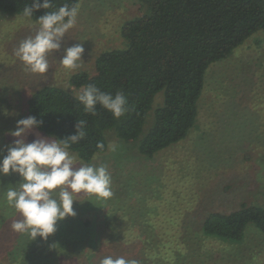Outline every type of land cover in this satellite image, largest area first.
<instances>
[{
	"label": "rangeland",
	"instance_id": "374dc122",
	"mask_svg": "<svg viewBox=\"0 0 264 264\" xmlns=\"http://www.w3.org/2000/svg\"><path fill=\"white\" fill-rule=\"evenodd\" d=\"M140 9L138 0H80L76 25L66 33L64 47L83 43L82 66L71 72L63 69L62 48L49 54V71L43 76L26 73L23 62L15 56L20 42L35 35L37 21L0 10V148L13 141L7 132L16 128L17 120L27 117V104L36 90L56 85L79 93L70 83L71 76L79 71L93 74L102 52L124 47L121 27L140 15ZM163 104L161 91L154 97L144 133ZM35 138L34 134L26 137L27 142ZM106 139V152L97 154L90 163L70 153L76 157L77 167L106 166L113 195L99 200L91 194H77L79 200L73 205L77 215L59 221L57 231L46 242L39 238L31 241L12 231V221L20 217L3 197L7 185L20 177L0 176V264H97L100 257L116 250L119 257L126 255L130 240H112L120 232L131 234L133 243L140 246L147 234H153L157 241L172 242L173 250L167 253L169 264H264V233L255 227H248L240 242L202 233L209 213H231L242 204L264 201L262 30L207 69L195 125L183 140L149 158L114 130L106 132ZM3 155L6 152H0V159ZM64 221L68 222L67 230L74 232L72 239L82 234L87 240L70 241L71 245L63 248L61 238L67 235L57 232ZM90 244H95L94 252Z\"/></svg>",
	"mask_w": 264,
	"mask_h": 264
},
{
	"label": "trees",
	"instance_id": "16d2710c",
	"mask_svg": "<svg viewBox=\"0 0 264 264\" xmlns=\"http://www.w3.org/2000/svg\"><path fill=\"white\" fill-rule=\"evenodd\" d=\"M79 1L52 0L53 9L64 3L79 5ZM138 3L140 15L125 21L121 27L125 46L102 52L96 58L93 74L79 71L71 76L70 83L79 93L45 85L29 98L27 117L42 120V127L37 129L55 139L75 134L78 120L86 121V137L70 149L81 162L90 163L97 154L106 152L108 130L135 144L137 152L149 158L183 140L195 125L207 69L227 58L258 31L264 32V0H138ZM30 4L31 0H0V10L22 15L25 5ZM53 9H41L31 19L37 21L45 11ZM89 84L113 95L122 92L127 97L129 111L119 119L99 105L95 115L85 113L76 97ZM161 91L164 104L155 110L153 125L144 133L154 97ZM100 143L103 150L97 147ZM64 223L57 232L67 235L61 238L63 248L70 241L87 240L82 234L72 239L70 235L74 232L67 230V221ZM250 226L264 233V201L242 204L231 213H209L202 223V233L223 241L240 242ZM88 231L84 233L92 230ZM114 236L112 240L116 242L130 240L125 247L126 255L123 254L126 260L137 264H169L167 253L168 249L173 250L172 242L157 241L153 234H147L140 246L133 243L127 232ZM90 245H93L90 251L94 252L95 244ZM118 255V250L110 254Z\"/></svg>",
	"mask_w": 264,
	"mask_h": 264
},
{
	"label": "clouds",
	"instance_id": "9594fccd",
	"mask_svg": "<svg viewBox=\"0 0 264 264\" xmlns=\"http://www.w3.org/2000/svg\"><path fill=\"white\" fill-rule=\"evenodd\" d=\"M41 9H53L52 0H31L30 6L23 8L22 15L31 20ZM78 14V4L64 3L37 18L39 28L35 35L22 40L15 49V56L23 62L26 73L45 75L49 71V54L62 48L64 55L60 64L63 69L71 72L82 66L83 43L64 47L65 35L76 25ZM76 99L83 105L85 113L92 115L96 114L97 105L117 119L129 111L127 97L122 92L113 95L94 84L87 85ZM42 125V120L28 116L17 120L14 130H8L7 135L14 139L0 148V152H6L0 159V176L16 174L20 177L15 184L7 185L3 197L7 206L20 217L12 221V231L26 235L31 241L39 238L46 242L57 231L59 221L77 215L73 207L79 200L77 194H91L99 200H107L113 193L111 175L106 166L80 164L77 167L76 157L70 153L72 145L86 137V121L79 119L75 124V134L58 139L35 131ZM29 134L36 136L31 142L26 139ZM97 147L104 149L102 143ZM100 264L137 262L105 256Z\"/></svg>",
	"mask_w": 264,
	"mask_h": 264
}]
</instances>
